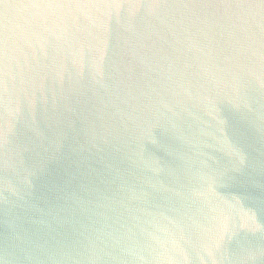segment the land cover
Returning <instances> with one entry per match:
<instances>
[{
  "label": "water",
  "instance_id": "obj_1",
  "mask_svg": "<svg viewBox=\"0 0 264 264\" xmlns=\"http://www.w3.org/2000/svg\"><path fill=\"white\" fill-rule=\"evenodd\" d=\"M0 264H264V0H0Z\"/></svg>",
  "mask_w": 264,
  "mask_h": 264
}]
</instances>
